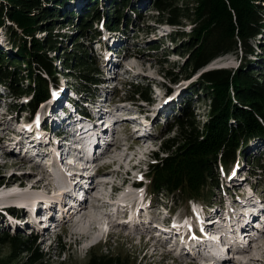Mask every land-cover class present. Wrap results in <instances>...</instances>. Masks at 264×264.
Here are the masks:
<instances>
[{
  "label": "trees",
  "instance_id": "obj_1",
  "mask_svg": "<svg viewBox=\"0 0 264 264\" xmlns=\"http://www.w3.org/2000/svg\"><path fill=\"white\" fill-rule=\"evenodd\" d=\"M2 1L0 30L5 24L9 25L5 43L16 49L13 54L17 58L8 61L9 54H0V85L18 97L31 95L27 108L33 113L50 98V83H56L59 75L72 77L75 85H86V89L90 84L98 85L94 76L98 71L97 58L89 56L79 40L88 35L93 40L98 39L100 35L94 24H100L98 21L107 17L106 27L113 33L119 31L120 20L125 19V11L132 7V0H83L84 5L90 4L88 11L92 9L87 14V5L79 12L71 5V0ZM194 1L193 11L180 7L183 0L144 2L152 5L149 11L158 13L159 23L164 20L172 26H183V20L192 22L189 33L181 32L180 38H175L174 34L169 36L173 46L175 44L172 54L185 59L183 65L177 66L184 77H193L213 61L231 53L250 54L253 51L250 40L264 30V0ZM100 6H105L106 11ZM132 14L134 18H142L138 8H134ZM132 17L127 21L128 27H134ZM66 25L68 31L73 29L69 35L60 32ZM56 29L59 32L54 33ZM41 34L44 35L39 38ZM65 38L68 42L75 39L76 53L62 61L64 58L59 54ZM57 60L63 63L64 69H75L74 75L58 71ZM253 70L251 63L237 71L213 70L203 73L192 84V94L198 95L201 88L207 93L206 102L210 108L207 120L198 123L190 107L183 117H176L169 131L177 127L175 134L161 144L165 156L155 153L157 163L150 167L149 192L153 199L178 194L184 201H210L213 190L220 187L221 166L228 170L243 150V155L247 153V146L254 139L261 141L257 150L264 153V73ZM134 95L148 102L151 100L149 90L142 89ZM249 156L248 163L253 158ZM0 245L10 248L7 260L0 259V264L50 262L47 255L41 253L35 236L22 239L0 235ZM89 264H130V259L101 251L90 258Z\"/></svg>",
  "mask_w": 264,
  "mask_h": 264
},
{
  "label": "rangeland",
  "instance_id": "obj_2",
  "mask_svg": "<svg viewBox=\"0 0 264 264\" xmlns=\"http://www.w3.org/2000/svg\"><path fill=\"white\" fill-rule=\"evenodd\" d=\"M86 1V0H85ZM83 0H71V5H75V10L81 11L82 7L85 3ZM145 1L147 0H132V7L130 9H127L125 11V19L120 20V28L118 30H114L113 37L115 39H112L114 42H117L118 49H120V52H114L113 54L107 53V48L105 49L103 45L99 44L98 39L94 41L92 38H90V35H88L85 39H80L79 43L81 45H84V50L89 51V56H93L97 58L96 63H98L97 68L98 71L95 72L94 76L96 79H100L101 81L105 82L104 79H107V71L109 70V64H112V72H114V77L116 78L113 83H110V87L118 83V86L114 91L109 90V86L105 84L104 86H101V91H105L104 94L100 91V94L102 95L101 98H109L112 100L114 104V112H118L117 115L119 117V123L120 125L118 128H115V134L114 138L116 142H114L111 147V152L113 154L118 153L120 156H122L124 159L127 158L128 155H132L133 153H136V150H142L144 153L140 154L139 157L134 160L131 164L135 165L136 163L142 161L144 163L143 159L149 160L148 154L153 153L155 151H159L162 142L167 140L169 137H172V135L175 134L177 127L174 128V132L171 130V125L175 123V119L177 116H182L186 112V108L190 107L192 111H194V114L196 116V120L198 123L203 124L206 122L208 113L210 111L209 103L206 102L207 93L202 88L199 91V94H192V84L195 83L200 76L203 73L213 71V70H220V69H227V70H233L237 71L241 69L244 65H247L251 63L253 65V71L258 72L261 70L264 73V30L261 31V34H259L256 38L251 39L249 42V45L251 46V49L253 51L250 54H243L240 51L238 53H231L229 55H226L222 57V59L216 60L210 67L199 71L196 75L190 78L184 77L182 75V71H179L177 68L178 65H183L185 59L172 54V49L174 48L173 44L170 43V40H166L170 34H174L175 38H180L181 32L189 33L192 29V22L190 20H183V26H175L174 28L167 25L164 20L159 23L157 22V15L158 13L155 11H149L152 5H145ZM3 2L0 0V3ZM194 0H183V2L180 3V7H183V10L193 11L194 9ZM47 4V3H46ZM87 5L86 13L89 14L92 9L89 10L90 4ZM101 10L103 12L106 11L105 6L101 7ZM138 8L141 10L142 18L134 21V27L130 26L128 27L127 21L130 17H132L133 9ZM88 11V12H87ZM34 13V12H33ZM36 14H40L39 10H35ZM85 16V15H84ZM133 18V17H132ZM111 19V18H110ZM264 19V18H263ZM52 21V20H51ZM108 21V17L104 20L101 19L100 24H94L95 29L100 33V35H103V40L107 38L106 29H108L106 26V23ZM7 22V21H6ZM97 22V21H96ZM95 22V23H96ZM264 23V22H263ZM9 26L8 24H5L3 26V30H0V54H9L8 58L15 60L17 57L13 52L16 51L15 48L11 47V45H7L5 43L6 40V27ZM15 27V25H14ZM16 30H19V28H16ZM71 30H73L71 28ZM68 31V25L65 26V28L61 29L60 32L62 34H71L72 32ZM75 30V29H74ZM56 32H59V30L56 29ZM44 34L38 35L39 38H42ZM79 36V35H76ZM75 37V36H74ZM68 39V38H67ZM66 38L64 39V44L62 46V50L60 52V57L64 58L62 61L68 60L71 58L74 53H76V46L75 39H73L72 42H68ZM77 40V38H76ZM107 40V39H106ZM110 40V43L112 42ZM180 40V39H179ZM262 45V48L260 47ZM263 51V52H262ZM66 52V53H65ZM119 54V55H118ZM95 59V58H93ZM126 60H128L126 62ZM131 61L135 62H143L145 64V69L142 67H139L137 70H132L128 68L127 66ZM6 63V62H5ZM59 62L58 60L55 63V66L57 67L58 71L67 74L70 73L74 75L75 69H64L63 63ZM121 64V66H120ZM119 65V66H117ZM6 69L8 71H11V69L8 67V65L5 64ZM121 67V68H120ZM124 67V68H122ZM176 67V69H174ZM260 71V72H261ZM101 73V74H100ZM92 74V73H91ZM100 74V75H99ZM119 76V77H118ZM69 76L65 75H59L58 81L55 84L50 83V98L40 104L36 111L33 113L30 111L27 107L29 102L31 101L32 97L29 96H22L18 97L16 95H13V93L10 92L9 89H7L4 86L0 85V189H3L4 186H6L5 190H8L10 188H7L8 183L11 178L15 176V178H26L28 184H32L33 182L47 177L52 178L48 175L46 171V156H42L37 154L41 160L43 161L45 166H35L34 163L28 162V160L23 159L25 158L24 153L22 152V148L16 152L14 144H11L8 140L9 135L7 131L10 130H16L15 132H21L23 133V139L26 142L30 138V144H28L25 149H27L36 139V132H30L34 127L39 128L40 125H43V122H47L49 119H54L57 113L62 114V110L57 111V107L60 104L57 100V95L61 94L62 92H65L68 95V98L70 95L73 96V91L71 90L72 82L73 80L71 78H68ZM114 77L112 79H114ZM124 79L125 82H130L129 86H122L121 79ZM100 81V82H101ZM133 81H135L134 84ZM137 81V82H136ZM70 86V87H69ZM78 88L80 87L79 83L76 85ZM108 87V88H107ZM77 88L78 91H80ZM105 88V89H104ZM151 89V102L149 104L142 103L139 101V96H136L133 101V99H130L133 96V93L137 90L144 89L148 90ZM80 89L82 91H85L84 88ZM76 90V92H77ZM70 93V94H69ZM75 93V92H74ZM88 95V94H87ZM65 96V95H63ZM85 98V97H84ZM126 101L132 100L128 103ZM58 102V103H57ZM49 113V114H48ZM129 113H134L132 117L125 118ZM110 112V116L116 117ZM140 117L142 121L145 124H140V121L137 119ZM122 119V120H121ZM142 123V122H141ZM5 125V126H4ZM5 129V130H4ZM146 129V136H144V141L142 140L140 142V134ZM29 130V131H28ZM140 131V132H139ZM142 131V132H141ZM45 137V138H44ZM47 137V138H46ZM46 140H49V145L52 143V136L49 134L48 136L43 135L42 140L40 141V147H43L47 145L45 143ZM145 142H147L146 145H143ZM45 143V144H44ZM117 143V145H115ZM131 143L135 144V150L129 151V145ZM261 141L259 139H254L249 142L247 146V153L244 154V150L241 153L240 157V163L235 167L229 178H225L224 180H220V187L221 189H215L216 191L214 194L216 195V199L211 200L212 203L219 204L221 202L225 203L224 209L227 208L228 200L233 199L234 189L232 190V194H227L221 191L222 188H225L226 186H232L229 184L232 181H247V173H252V168H249L246 165V160L248 158V155H253L255 157L258 156V158L261 155L257 152V149H259ZM48 145V146H49ZM121 146V147H120ZM143 149H146L144 151ZM116 150V151H115ZM118 151V152H117ZM151 151V152H150ZM122 152V153H121ZM125 152V153H124ZM45 153V152H43ZM131 153V154H130ZM124 154V155H123ZM146 154V155H145ZM35 155V153L27 155L32 156ZM144 155L143 158L140 156ZM162 157L165 156V154L161 155ZM151 157V156H150ZM23 159V160H22ZM20 160V161H19ZM110 160L108 158H105L104 160L100 161L97 164V167L94 168L91 173L89 172V175H93V178L97 181L101 180H109L110 178L112 181H121L122 179L124 182H127L126 179H129L130 182L125 183L128 184L130 188H132V180L136 179V177L139 174V171L143 172V164L136 169L137 175L133 176L127 175L126 170L124 168L118 165H112L108 167V163ZM22 162L25 163V166L23 168H20L19 166H13L14 163ZM106 164V166H105ZM10 165V166H9ZM105 166L104 169H101ZM126 166H130L129 163H126ZM236 166V165H235ZM255 166V165H254ZM33 167L34 170L30 169ZM108 167V169H107ZM18 168V169H17ZM100 169L102 171H106L104 173L100 174ZM129 169V168H128ZM240 170V173L236 176H232L233 172L235 170ZM134 170V171H136ZM125 171V172H124ZM255 171H257L255 169ZM133 172V171H132ZM263 170H258L255 173H263ZM44 176V177H43ZM261 178H257L260 180ZM122 180V181H123ZM252 183L254 184V190L248 188H245V183L241 184L243 186L242 191L248 193H254L257 198L264 197V188H261V186L258 187V184L256 183V180L252 178ZM262 181V180H261ZM250 182V181H249ZM48 183V180L43 179L42 184L46 185ZM260 183V182H258ZM27 184V185H28ZM26 185V187H27ZM17 186V184L15 185ZM14 187V186H13ZM20 187V185H19ZM25 189H20L19 191L22 192L21 195H25L22 197H25V200L27 201V206L22 208H11V207H17L13 204V201L18 200H12L9 199V201L5 203L0 202V235L9 234L11 236L15 237H21L22 239L26 238L27 236L31 235V232H29V224L26 222V218H24V215L21 216V212L24 213L28 210L33 203L37 200L38 197L41 196V198L44 199L46 197L45 190L40 189V191H36L34 193H31V195L25 194L28 190V187ZM12 188V187H11ZM145 188L144 187L140 191V195L145 194ZM60 189V187L58 188ZM18 191V192H19ZM60 190H54L51 192L50 197L58 196V193H60ZM134 191V190H133ZM5 193V191L3 192ZM12 193L4 194L3 196H7ZM136 195H134L135 197ZM161 198H167L165 200L159 199L158 204H164L168 200L176 205V207L180 208V215H183L185 213L184 211L189 207V203L186 204L180 197V195H175V197L169 196ZM218 196V197H217ZM221 196V197H220ZM2 198V196H0ZM47 198V197H46ZM152 198V197H151ZM149 198V200H151ZM237 199L240 198V196L236 197ZM145 201H148L147 198H145ZM143 200V198L141 199ZM223 200V201H221ZM221 201V202H219ZM201 203H206L204 201H199ZM227 202V203H226ZM237 203V201H236ZM236 205V204H235ZM43 207L45 205H42ZM215 208H219V205H215ZM237 206V205H236ZM235 207V206H232ZM206 210V208H205ZM212 213V212H211ZM214 213V212H213ZM218 216V213H214ZM99 215V214H98ZM70 216V214H69ZM98 218V217H97ZM153 219V217H151ZM205 220V218H204ZM104 222V221H103ZM65 226H62V223L60 225L58 233L52 232V236H48L47 232H44V235H42L40 232H37V237L39 241L37 242V245L39 246V249L42 254L47 255L48 261H50L48 264H89L90 258L94 254H100L101 251H107L112 255H122L125 258L130 259V264H208V263H202V259L199 255H197L196 252H193V255L189 254L184 255L181 251L178 245H173L169 240H165L164 238L161 240V243H167L168 245V251L166 252V249L159 248L158 251H156V257L153 258L152 255L154 254L153 248L150 247L146 252H144V246L139 242L137 236H133V233L129 234L127 233L123 228H119L118 231L123 234L124 238H134L131 242L126 241V239H118V238H112L109 241L108 245H105L102 243L99 247L95 248L92 251H89L88 253L84 251L83 249V243H88L81 241V243H77L75 240L71 239L68 235V231H70V226L67 224H63ZM104 225V223H103ZM67 227V230L66 228ZM102 236V235H101ZM129 236V237H128ZM212 237V236H211ZM213 238V237H212ZM196 239L191 240L194 244L197 242ZM190 241V240H189ZM90 243V242H89ZM50 244V245H49ZM163 244H158V246ZM51 246V247H49ZM65 249V250H64ZM65 251V254L61 258L60 253L62 251ZM10 254V248L8 246H1L0 245V259L1 260H7L8 256ZM49 255V256H48ZM185 256V257H183ZM195 256V258H194ZM264 257V256H263ZM234 264V263H232Z\"/></svg>",
  "mask_w": 264,
  "mask_h": 264
},
{
  "label": "bare ground",
  "instance_id": "obj_3",
  "mask_svg": "<svg viewBox=\"0 0 264 264\" xmlns=\"http://www.w3.org/2000/svg\"><path fill=\"white\" fill-rule=\"evenodd\" d=\"M128 60H126V62H127ZM117 66H119V65H117ZM120 66H121V64H120ZM143 66H145V64L143 63V62H135V61H131L130 63H129V65L127 66L128 68H130V69H134V70H137L139 67H142V68H144L145 69V67H143ZM122 68H124V67H122ZM121 80H123V79H121ZM70 94V93H69ZM63 95H65V96H63ZM76 98H74V97H72L71 95H70V98L71 99H74V100H79L80 98L78 97V96H75ZM57 100H58V102L59 101H62V102H64V101H67L68 100V95L65 93V92H62L61 94H59V95H57ZM57 102V103H58ZM94 108V110L95 111H97V109H95V107H93ZM89 109V108H88ZM59 110H62V109H59ZM62 112H63V110H62ZM49 114V113H48ZM112 114H113V112H112ZM141 122H142V124H145L142 120H141ZM141 124V123H140ZM141 124V125H142ZM5 126V125H4ZM143 126V125H142ZM108 129H112V125L111 126H109V128ZM5 130V129H4ZM32 131V130H31ZM30 131V132H31ZM140 132V131H139ZM35 133V132H34ZM141 136H139L140 137V142L143 140L144 141V136H146V129L140 134ZM23 137V136H22ZM36 137H37V134H36ZM45 138V137H44ZM47 138V137H46ZM36 142H39V140H36ZM32 143V142H31ZM45 143H47L48 145H49V140H46L45 141ZM44 143V144H45ZM28 144H30V138L25 142V143H23L22 145L19 143V145H21V148L22 149H25V147L28 145ZM41 144V143H40ZM135 144L136 143H131L130 145H129V149H130V151L131 150H135ZM147 144V142H145L143 145H146ZM102 145L105 147V152L106 153H108V154H106L105 156H101V157H99L100 159H104V158H106V157H108L109 158V160H110V162H108L107 164H108V167H110V166H112V165H118V166H120L121 165V167L123 168V167H125V164L129 161V169H127L126 170V174L127 175H131L132 174V171H134V170H136L140 165H141V163H142V161H140V162H138V163H136L135 165H132L131 163L134 161V160H136L138 157H139V155L140 154H142V153H144L142 150L140 151V150H136V153H133L132 155H130L131 157H132V159H130L129 157L126 159V160H123V159H121V158H119L117 155L116 156H114V154L113 153H110L109 152V150H108V148L105 146V142H103L102 143ZM50 146V145H49ZM48 146V147H49ZM47 147V146H46ZM121 147V146H120ZM144 150V149H143ZM116 151V150H115ZM145 151V150H144ZM32 152V151H31ZM118 152V151H117ZM122 153V152H121ZM125 153V152H124ZM45 154V153H44ZM131 154V153H130ZM124 155V154H123ZM146 155V154H145ZM23 160V159H22ZM35 160H37V162H36V165H41V163L43 162L42 160H41V158H39L38 156H35ZM20 161V160H19ZM29 162V161H28ZM25 163H27V162H25ZM25 163H20V162H18V163H14L13 164V166H19L20 168H23L24 166H25ZM95 165H97V162H95V164H94V166ZM10 166V165H9ZM108 167H107V169H108ZM18 169V168H17ZM104 172H106V171H102V170H100V174L101 173H104ZM125 172V171H124ZM91 173V172H90ZM233 176V175H232ZM44 177V176H43ZM26 178H28V177H23V178H21V179H19V178H15V176L13 177V178H11L10 179V181H9V183H8V186H7V188H11V187H13V186H15L16 184L19 186L20 185V187H25L28 183H27V179ZM42 178V177H41ZM56 180H57V178L55 179V181H51L50 183H48V184H46V185H43L42 184V181H43V179H39V180H37V181H35V182H33L32 184H31V190H38L39 189V191H40V189H43V190H45V192L47 191V192H53L54 190H56V189H58L59 187H60V189L62 190V187L61 186H59L57 183H56ZM88 180H89V184H86L85 182H83V181H81V180H79V179H77V178H68L67 180H64V182L66 183V185H67V187H68V184H69V187L71 186V184L70 183H75V184H78L80 187H82L83 189H89L88 191L90 192V191H92V193H97L98 195H95L94 196V198H95V201L96 202H100L101 200H99V199H102V197H103V195H104V193L106 192V188L110 185V183L109 182H112V183H115V182H113L112 180H105V181H97V180H95V178H93V177H90V178H88ZM123 180V179H122ZM127 180V182H125V183H128L129 184V182H130V180L129 179H126ZM123 184V185H120V186H118V188L123 192V193H125L126 191H127V188H126V186L128 185V184ZM34 193V192H33ZM50 193H48V194H45V195H49ZM133 197H134V195H133ZM136 197V196H135ZM12 199V200H20L21 198H22V195L21 194H19V193H15V194H9V195H7V196H2V198H0V202L1 203H5V202H7V201H9V199ZM39 198H41V197H39ZM250 198H252V199H255V200H258V198H256L254 195H250ZM31 204V203H30ZM53 204V201L51 202V205ZM44 205V204H43ZM235 205V204H234ZM233 206V204H231L229 207H232ZM103 207H105V204H102L101 206H98V207H91V208H85L84 209V211H83V214L82 213H77L75 216H74V219H70V218H68L67 217V215H65V213H62V214H60V219H63V221H62V226H65V225H63V224H67L68 226H70V231H68L67 233H68V235H69V237H71V239H73V240H75L77 243H81V241H84V240H86V242H91V241H96V240H98L100 237H101V235H102V233H103V230H102V227H103V223L105 224V222H103V220L102 219H99V213L101 212V210L103 209ZM227 207V206H226ZM50 209V208H49ZM204 218H205V221L206 222H209V220L210 219H214V218H216L217 217V215L216 214H214L213 212L211 213H207V212H205L204 213ZM218 216H219V214H218ZM98 217V218H97ZM151 219V218H150ZM224 219L226 220V221H229L230 219H231V217L229 216V215H225L224 216ZM260 221H264V217H262V216H260L259 218H258ZM151 221H152V219H151ZM228 224V223H227ZM228 226H229V228L230 229H233L234 227H233V225L232 224H228ZM257 228H259L260 226H256ZM66 228V230H67V227H65ZM182 234L185 236V235H187V234H189V231L188 230H184V231H182ZM211 236V235H210ZM129 237V236H128ZM189 237V236H188ZM212 237H213V235H212ZM186 238V237H185ZM118 239H126V241H129V242H131L134 238L132 237H130V238H124L123 237V234H120L119 236H118ZM189 240L190 241H187V243H186V245H184V246H186L187 247V249H190V250H194V249H201L202 247H201V245H196L195 246V244L191 241V239L189 238ZM196 241V240H195ZM177 242V241H176ZM188 242H190V244H191V246H192V248H191V246H189V243ZM207 245H205V247H206ZM264 247V239L262 240V248ZM156 252H154V254H153V257H155L156 256V254H155ZM187 254H189V253H187ZM191 254V253H190ZM247 255H250V253H248ZM257 255L259 256V257H254V258H251L250 260H249V262L247 263V264H264V252L263 253H261V251L260 252H258L257 253ZM187 256V255H186ZM183 257H185V256H183ZM192 264H197V263H192Z\"/></svg>",
  "mask_w": 264,
  "mask_h": 264
}]
</instances>
